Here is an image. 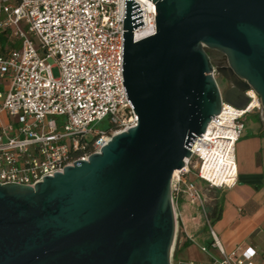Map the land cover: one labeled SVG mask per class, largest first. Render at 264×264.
Wrapping results in <instances>:
<instances>
[{"label":"water","instance_id":"water-1","mask_svg":"<svg viewBox=\"0 0 264 264\" xmlns=\"http://www.w3.org/2000/svg\"><path fill=\"white\" fill-rule=\"evenodd\" d=\"M155 34L124 0L121 72L136 125L99 153L34 187L0 185V264H170L176 223L171 179L221 110L245 109L251 88L264 120V0H149ZM206 49L221 53L227 73Z\"/></svg>","mask_w":264,"mask_h":264},{"label":"built area","instance_id":"built-area-1","mask_svg":"<svg viewBox=\"0 0 264 264\" xmlns=\"http://www.w3.org/2000/svg\"><path fill=\"white\" fill-rule=\"evenodd\" d=\"M133 1L143 24L132 32L137 42L155 34V6ZM123 17L124 0H0V35L11 45L0 54V85H8L0 91V185L34 187L44 176L86 161L113 135L136 125L122 84ZM49 60L58 68V78L52 76ZM220 94L219 114L195 139L184 167L172 175L175 241L183 200L204 210L195 181L217 190L237 183L235 148L245 131L242 119L260 109L251 88L244 92L249 99L245 109L235 108ZM254 99L259 105L249 110ZM229 110L235 112L230 117ZM205 225L211 243L199 248L209 261L175 260L174 243L170 264H254V247L226 252L207 217Z\"/></svg>","mask_w":264,"mask_h":264},{"label":"crops","instance_id":"crops-1","mask_svg":"<svg viewBox=\"0 0 264 264\" xmlns=\"http://www.w3.org/2000/svg\"><path fill=\"white\" fill-rule=\"evenodd\" d=\"M235 159L237 183L222 190L221 218L212 227L226 252L238 245H249L257 253L254 264H264V133L259 122L245 126L243 136L236 143ZM197 214L181 215L183 229L176 239V260L209 261V256L201 252L199 246H209L211 239L208 230H202L201 216ZM198 240L201 244L195 247ZM186 242L189 245L185 246ZM209 251L217 255L214 249Z\"/></svg>","mask_w":264,"mask_h":264},{"label":"rangeland","instance_id":"rangeland-1","mask_svg":"<svg viewBox=\"0 0 264 264\" xmlns=\"http://www.w3.org/2000/svg\"><path fill=\"white\" fill-rule=\"evenodd\" d=\"M22 29H24L23 25H20ZM6 49L8 48H11V45L10 44H6ZM206 52L210 58V61L213 65L214 68H216V65L215 63L218 62L220 59H222V54L217 52V51H214V50H209V49H206ZM49 64L52 67L51 69V74L54 78H58L59 77V72H58V68L55 66V63L52 61V60H49L48 61ZM214 78L217 82V84L220 86L221 90L224 92L225 88L227 87V83L220 78V76L217 74V72L215 71V75H214ZM8 88V85H3L1 84L0 85V91L2 92H5ZM261 114H262V108L260 106V109L259 110H254L253 112H251L250 114H247L244 119H242V122L244 123V125L247 127L248 125L250 126L251 123H255L256 120H255V116L256 115H259L260 117V122H259V125L261 126V129L264 133V120H262L261 118ZM57 123L62 125V118H57L56 119ZM100 128V126H98ZM107 125L106 126H103L102 128L103 129H107ZM196 183V186L201 190L203 196H204V210H201V209H196V208H192V207H188L187 209L182 207L180 208V214H184V213H187V214H192L194 212H197L198 214L197 215H200L201 216V227L205 226L206 224V217L209 219L210 221V210H211V207L214 205V203H219L223 200V192L222 190H217V189H213V188H210L206 183L204 182H200V181H195ZM185 201L183 200V203H182V206L185 204L184 203ZM218 222V221H217ZM216 223V222H215ZM214 223V224H215ZM213 224V225H214ZM212 225V226H213ZM177 239L182 235V229H183V226L182 224L178 223V227H177ZM175 244H176V241H175ZM201 242L198 240L197 242L194 243V246L195 247H198V245H200ZM240 246V245H238ZM241 246H244V245H241ZM237 246H235L233 249H235ZM232 249V250H233ZM199 254V253H198ZM176 260V259H175Z\"/></svg>","mask_w":264,"mask_h":264},{"label":"trees","instance_id":"trees-1","mask_svg":"<svg viewBox=\"0 0 264 264\" xmlns=\"http://www.w3.org/2000/svg\"><path fill=\"white\" fill-rule=\"evenodd\" d=\"M6 44H7V41H6V37L4 36V35H0V54H2L3 53V51H4V47L6 46ZM255 120L257 121V122H260V117H259V115H256L255 117ZM222 201L221 202H219V203H214V205L211 207V210H210V223H211V226L215 223V222H217V221H219L220 220V218H221V214H222ZM202 230H204V231H207L208 229H207V226L205 225V226H203L202 227ZM209 244L211 243V241L210 242H208ZM184 245L186 246V245H189V243H184ZM176 254H177V251H176V248H174V251H173V258H175L176 257Z\"/></svg>","mask_w":264,"mask_h":264},{"label":"flooded vegetation","instance_id":"flooded-vegetation-1","mask_svg":"<svg viewBox=\"0 0 264 264\" xmlns=\"http://www.w3.org/2000/svg\"><path fill=\"white\" fill-rule=\"evenodd\" d=\"M222 59H220L218 62L215 63L216 68L220 69L222 72L227 73V69H228V64L227 61L225 59V57L222 55ZM217 74L220 76L221 79H223L226 83H227V87L225 88L228 89L231 87V81L229 79H225L220 73L217 72ZM219 90L221 91V93L223 94V91L221 90L220 86L218 85ZM224 90V91H225Z\"/></svg>","mask_w":264,"mask_h":264},{"label":"bare ground","instance_id":"bare-ground-1","mask_svg":"<svg viewBox=\"0 0 264 264\" xmlns=\"http://www.w3.org/2000/svg\"><path fill=\"white\" fill-rule=\"evenodd\" d=\"M141 1H143L144 3H146L147 5H149L150 7L154 8V4L152 2H150L149 0H141ZM139 36H140V34L137 32L136 38H139ZM258 105H259L258 100L257 99H254V101L249 106V110L252 109L253 107H257ZM229 113L231 114V115H229V117H230L235 112L233 110H229ZM217 169H218V166L216 167V170ZM176 173L177 172L175 171L174 174H176Z\"/></svg>","mask_w":264,"mask_h":264}]
</instances>
